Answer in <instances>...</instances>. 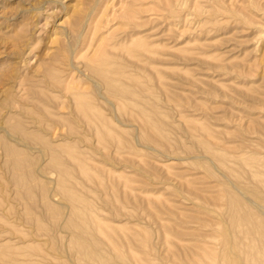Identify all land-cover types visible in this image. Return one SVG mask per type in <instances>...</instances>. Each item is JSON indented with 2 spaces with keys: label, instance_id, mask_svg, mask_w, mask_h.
<instances>
[{
  "label": "rangeland",
  "instance_id": "1",
  "mask_svg": "<svg viewBox=\"0 0 264 264\" xmlns=\"http://www.w3.org/2000/svg\"><path fill=\"white\" fill-rule=\"evenodd\" d=\"M0 264H264V0H0Z\"/></svg>",
  "mask_w": 264,
  "mask_h": 264
},
{
  "label": "bare ground",
  "instance_id": "2",
  "mask_svg": "<svg viewBox=\"0 0 264 264\" xmlns=\"http://www.w3.org/2000/svg\"><path fill=\"white\" fill-rule=\"evenodd\" d=\"M154 120V119H153ZM259 192V191H258ZM68 193V192H67ZM236 200V199H235ZM240 203V202H239ZM238 202H236V206H238L239 208L241 207V203L239 204ZM250 206V205H249ZM252 207V206H251ZM237 208V207H236ZM239 208H238V210H239ZM235 209V208H234ZM241 210V209H240ZM248 211V210H247ZM242 212V211H241ZM240 213V212H239ZM252 213V212H251ZM236 214V213H235ZM254 214V213H253ZM245 215V214H244ZM250 214H248V215H245V216H243L242 217V220H240V221H242V223H247V224H249V223H251L250 222V216H249ZM252 215V214H251ZM252 217V216H251ZM240 218V217H239ZM253 218V217H252ZM254 220V219H253ZM230 224V223H229ZM236 224V223H235ZM243 224V225H244ZM255 224V223H254ZM263 224V223H262ZM261 224V225H262ZM248 226V225H247ZM246 226V227H247ZM251 226V225H250ZM260 228V227H259ZM250 228H248V230H249ZM257 229V228H256ZM247 230V229H246ZM247 230V231H248ZM251 230H252V228H251ZM229 232V231H228ZM252 232V231H251ZM254 232H255V230H254ZM247 233H249V232H247ZM253 233V232H252ZM229 234V233H228ZM231 234V233H230ZM256 235H258V234H256ZM261 236H262V234H261ZM263 237V236H262ZM256 238V237H255ZM257 239V238H256ZM243 241V240H242ZM242 243V242H241ZM245 245V244H244ZM252 245V244H251ZM255 246V245H254ZM259 251V250H258ZM253 253V252H252ZM223 256V255H222ZM226 258V257H225ZM231 258V257H230ZM238 258V257H237ZM258 259V258H257ZM251 263V262H250Z\"/></svg>",
  "mask_w": 264,
  "mask_h": 264
}]
</instances>
